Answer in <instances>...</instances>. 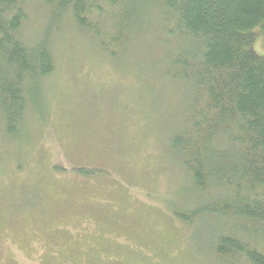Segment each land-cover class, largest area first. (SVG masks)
<instances>
[{
  "label": "rangeland",
  "instance_id": "1",
  "mask_svg": "<svg viewBox=\"0 0 264 264\" xmlns=\"http://www.w3.org/2000/svg\"><path fill=\"white\" fill-rule=\"evenodd\" d=\"M27 14L33 42L46 11ZM65 20L24 124L9 134L0 113V264H218L220 224L174 215L195 200L168 151L188 107L174 45L150 32L110 56Z\"/></svg>",
  "mask_w": 264,
  "mask_h": 264
},
{
  "label": "trees",
  "instance_id": "2",
  "mask_svg": "<svg viewBox=\"0 0 264 264\" xmlns=\"http://www.w3.org/2000/svg\"><path fill=\"white\" fill-rule=\"evenodd\" d=\"M32 0H0V113L9 134L30 111L28 87L56 69L54 42L69 18L106 55L150 32L172 43V77L188 91L186 119L169 137L195 199L174 215L213 218L218 264H264V0H40L46 20L23 38ZM158 24V26H157ZM173 41V42H171Z\"/></svg>",
  "mask_w": 264,
  "mask_h": 264
}]
</instances>
